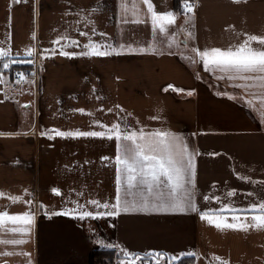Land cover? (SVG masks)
<instances>
[{
	"label": "crops",
	"instance_id": "crops-1",
	"mask_svg": "<svg viewBox=\"0 0 264 264\" xmlns=\"http://www.w3.org/2000/svg\"><path fill=\"white\" fill-rule=\"evenodd\" d=\"M150 2L157 14H174L167 33L154 31L144 0H0V52L7 53L0 60L8 62L11 80L6 86L0 77V212L33 216L27 226L0 227V241H26L0 242V264H89L93 251L116 247L125 264L131 254L149 252L163 253L169 264L185 257L191 264H264V228L218 229L201 219L209 210L264 203V86L205 71L192 51L264 37V0H189L195 12H186L184 3L183 16L174 0ZM70 40L78 46H69ZM89 42L101 50L107 45L112 54L81 55L90 51ZM61 50L74 55L61 56ZM20 63L32 70L14 87ZM240 84L254 86H235ZM97 123L182 138L195 153L194 176L179 197L182 209L163 206L155 195H145V205L137 194L117 216L53 215L77 203L84 206L80 211L110 210L89 200L115 203L116 140L42 135L106 131ZM259 214L213 219L251 225ZM23 227L25 235L12 231Z\"/></svg>",
	"mask_w": 264,
	"mask_h": 264
},
{
	"label": "snow or ice",
	"instance_id": "snow-or-ice-1",
	"mask_svg": "<svg viewBox=\"0 0 264 264\" xmlns=\"http://www.w3.org/2000/svg\"><path fill=\"white\" fill-rule=\"evenodd\" d=\"M14 3H19L21 0H13ZM234 3L240 2V0H233ZM147 5V10L151 14L152 24L154 31L158 28L160 33H167V26L175 23L174 14L164 13L157 14L153 8V4L150 0H144ZM184 9L186 12L193 11V5L185 0ZM138 22V21H137ZM80 35H86L80 33ZM54 44L60 43L59 40L53 41ZM253 43L264 46V37H258L250 35L239 46L230 47L222 50L213 48L210 50L193 49L192 51L199 56L200 61L203 63L205 71H219L228 74L229 79H241L258 81L264 86V75L250 76L244 74L259 73L264 74V47H253ZM69 46H78V42L74 40L69 41ZM90 51L83 52L81 55L91 56H105L112 54L107 51V45L102 46L105 50H101L96 45L89 42L85 45ZM55 53V49L51 50ZM119 54V53H117ZM6 52H0V58L6 56ZM31 55V53H29ZM61 56H70L65 51H60ZM192 59V58H189ZM4 67H8L6 63ZM223 79L224 77H220ZM236 87H252V84H240ZM191 95V93H189ZM28 107V105H24ZM81 113H84L83 109H78ZM96 127L105 128L106 131H59L49 130L42 135H49V138H54L50 133H54L55 136L60 137H98L114 139L117 141V155L115 157V163L118 166L116 171V196L115 203L109 204L107 202H101L98 200H89L87 203L95 206L96 209H110L108 211H80L83 205L77 203V207L69 211L54 212L53 215H73L76 218L85 219L92 218L98 219L105 216H117L121 211H128L129 196L139 195L141 201L146 205L147 201L144 200L145 195H155L157 199L165 201L163 206L181 208L182 205L179 202L180 194L185 192L187 184L191 183V177L194 176V152H189L186 144L183 143L181 137L167 132L145 133L143 130L122 132L119 124H113L111 126H105L103 124H96ZM108 159V158H102ZM55 195H61L58 189L51 190ZM233 192L228 193L229 196L233 195ZM251 195V194H249ZM3 193H0V197ZM12 202H20L19 197H9ZM209 198L206 196L205 200ZM215 199V198H214ZM29 205L31 201H27ZM189 207L194 211L195 205L191 203V196L188 198ZM41 207H43L41 205ZM260 212L259 215H252V224L246 225L241 222L230 223L225 217L224 220H215L213 217L222 215L223 213H231L232 220H240L241 215L247 219L249 213ZM201 219H207L210 224L218 229L231 228L246 230L248 226H255L257 228H264V203L245 209L224 208L217 210H209L201 213ZM33 216L30 212L10 214L7 212H0V227L5 222L12 224H20L27 226L32 223ZM14 233L25 235L28 232L27 227L12 229ZM3 243L21 244L26 241L12 240V241H0ZM7 254V253H6ZM151 258L153 264H159V261L164 258L163 253L149 252L146 254ZM185 255H192L186 253ZM144 257L136 254H131L130 264L135 260H143ZM175 257L170 258V260ZM218 259V258H217Z\"/></svg>",
	"mask_w": 264,
	"mask_h": 264
},
{
	"label": "trees",
	"instance_id": "trees-1",
	"mask_svg": "<svg viewBox=\"0 0 264 264\" xmlns=\"http://www.w3.org/2000/svg\"><path fill=\"white\" fill-rule=\"evenodd\" d=\"M184 3H185V0H174V10L176 13H180L183 11ZM14 67L19 68V69L22 68L26 70L27 72H30L32 70V66L28 65L27 63L25 64L20 63L19 65H16ZM123 255H124L123 251H121V249L117 247L112 250L111 249L95 250L90 255L89 264H125L124 263L125 260H123L124 257H122ZM142 257H144L143 260H136L137 262L134 264H140V261L142 262L149 261L151 264H153V261L151 260L150 257H147V256H142ZM127 259H130V258H127ZM186 263L191 264L192 260L185 257L179 260L177 263H173V264H186ZM159 264H169L168 259L164 257L163 259L159 261Z\"/></svg>",
	"mask_w": 264,
	"mask_h": 264
},
{
	"label": "built area",
	"instance_id": "built-area-1",
	"mask_svg": "<svg viewBox=\"0 0 264 264\" xmlns=\"http://www.w3.org/2000/svg\"><path fill=\"white\" fill-rule=\"evenodd\" d=\"M193 5V11L192 12H195V9H196V3H191ZM185 13L182 12L180 15L183 16ZM26 75L27 73H25L23 70H16L14 71L13 73V77H14V87H17L18 85L22 84L24 81H25V78H26ZM186 264H190V263H186Z\"/></svg>",
	"mask_w": 264,
	"mask_h": 264
},
{
	"label": "rangeland",
	"instance_id": "rangeland-1",
	"mask_svg": "<svg viewBox=\"0 0 264 264\" xmlns=\"http://www.w3.org/2000/svg\"><path fill=\"white\" fill-rule=\"evenodd\" d=\"M176 34L178 33V32H175ZM4 60H6L5 58L4 59H1L0 60V77L1 76H5V78H3L4 80L3 81H5V85L7 86L8 85V83H9V86H10V78L7 76V67H4V65L7 63L8 64V62H6V61H4ZM14 69H16L15 67H14ZM22 69V68H21ZM16 70H18V69H16ZM13 71H15V70H13ZM24 72L26 73L27 71L26 70H24ZM18 91V90H17ZM140 106H143V104H140ZM147 116H144L143 118H146ZM99 223V222H98ZM110 223V221H108L107 222V225ZM99 227V226H98Z\"/></svg>",
	"mask_w": 264,
	"mask_h": 264
}]
</instances>
